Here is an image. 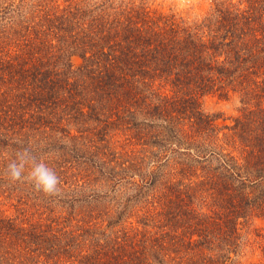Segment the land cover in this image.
I'll use <instances>...</instances> for the list:
<instances>
[{"label": "trees", "instance_id": "16d2710c", "mask_svg": "<svg viewBox=\"0 0 264 264\" xmlns=\"http://www.w3.org/2000/svg\"><path fill=\"white\" fill-rule=\"evenodd\" d=\"M209 97L240 116L221 126ZM22 154L55 170V195L8 186ZM256 218L264 0H212L194 18L0 0V264H241Z\"/></svg>", "mask_w": 264, "mask_h": 264}, {"label": "rangeland", "instance_id": "374dc122", "mask_svg": "<svg viewBox=\"0 0 264 264\" xmlns=\"http://www.w3.org/2000/svg\"><path fill=\"white\" fill-rule=\"evenodd\" d=\"M136 2L144 8L156 7L166 11L184 12L194 18L196 15L204 14L209 9L212 0H136ZM204 108L211 114L221 113L223 115L225 120L220 121L221 126L232 125L233 119L241 114L239 112L241 105L237 100L221 101L218 98L209 97L205 100ZM117 145L118 151H121V144ZM178 161L183 162V159L179 157ZM28 174L29 172L21 181H9L8 186L15 187L29 180ZM86 194L88 192L83 195ZM236 260L241 264H264V218H256L245 224Z\"/></svg>", "mask_w": 264, "mask_h": 264}, {"label": "clouds", "instance_id": "9594fccd", "mask_svg": "<svg viewBox=\"0 0 264 264\" xmlns=\"http://www.w3.org/2000/svg\"><path fill=\"white\" fill-rule=\"evenodd\" d=\"M25 169H30L28 179L37 191L46 195H55L60 190V178L55 170L40 160L34 159L31 154H22L8 165V174L13 181L25 178Z\"/></svg>", "mask_w": 264, "mask_h": 264}]
</instances>
